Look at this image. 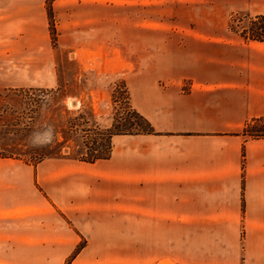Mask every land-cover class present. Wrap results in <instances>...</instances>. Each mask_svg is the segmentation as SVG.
Segmentation results:
<instances>
[{
	"label": "crops",
	"instance_id": "obj_1",
	"mask_svg": "<svg viewBox=\"0 0 264 264\" xmlns=\"http://www.w3.org/2000/svg\"><path fill=\"white\" fill-rule=\"evenodd\" d=\"M45 1L20 35L52 86ZM197 63L159 54L151 70L125 75L155 133L115 134L107 158L70 159L78 172L64 198L62 157L0 162V264H45V249L67 257L82 237L69 264H264V140L228 133L264 116V50L255 63ZM79 172L81 185L71 181ZM125 222L151 223V234Z\"/></svg>",
	"mask_w": 264,
	"mask_h": 264
},
{
	"label": "rangeland",
	"instance_id": "obj_2",
	"mask_svg": "<svg viewBox=\"0 0 264 264\" xmlns=\"http://www.w3.org/2000/svg\"><path fill=\"white\" fill-rule=\"evenodd\" d=\"M40 1L0 0V162L10 165L52 157L57 142H63L62 153L79 144L87 156L108 150L110 155L109 131L135 122L123 79L134 70H151L153 55L166 54L173 63L188 61L196 68L197 60L217 58L226 66L234 59L255 63L264 50V41L243 34L249 18L264 16V0H46L56 78L48 86L37 54L27 51L20 35L25 16L33 17ZM255 118L259 122L252 129L259 132L243 131L251 118L228 133L264 140V116ZM61 157L62 199L69 173L78 170L72 158ZM81 173L71 181L81 185ZM44 183L50 187L51 179ZM124 225L130 230L139 225L140 238L151 234V223ZM82 240L67 257L45 249V264H59L60 257L69 264Z\"/></svg>",
	"mask_w": 264,
	"mask_h": 264
},
{
	"label": "trees",
	"instance_id": "obj_3",
	"mask_svg": "<svg viewBox=\"0 0 264 264\" xmlns=\"http://www.w3.org/2000/svg\"><path fill=\"white\" fill-rule=\"evenodd\" d=\"M48 16H49V27L51 28V32L54 30L53 28V23H52V15H51V10L50 8H47ZM250 24L247 27V31H243L244 36L253 39V40H258V41H264V16L259 15L254 18H249ZM246 28V27H245ZM132 114L135 118V122L129 123V124H123V127H117L115 130L109 131V134L111 137L115 134H151L154 132L150 122L142 116L139 112L136 110L132 111ZM259 122V118H254L250 121H248L244 128L243 131L245 133L249 134L248 132L249 129L250 131H256L259 132L257 129H252L255 124ZM112 131H115L112 133ZM260 132H263L264 134V129H262ZM63 142H57L54 148L57 150V152H54L51 156L52 157H61V156H66L68 158L72 159H79L81 161H86V162H93L98 159L102 158H107L109 156V150L100 154L96 155H90L87 156L86 152H83L84 148L83 146H80L79 144L76 146V149L71 148L70 146L68 147L69 150L66 151V153H62V147ZM110 147H111V141H110ZM110 149V148H109ZM62 154V155H61ZM64 154V155H63Z\"/></svg>",
	"mask_w": 264,
	"mask_h": 264
}]
</instances>
